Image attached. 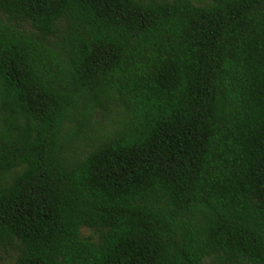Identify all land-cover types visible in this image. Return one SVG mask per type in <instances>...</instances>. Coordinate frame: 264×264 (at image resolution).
I'll return each instance as SVG.
<instances>
[{
    "label": "trees",
    "instance_id": "obj_1",
    "mask_svg": "<svg viewBox=\"0 0 264 264\" xmlns=\"http://www.w3.org/2000/svg\"><path fill=\"white\" fill-rule=\"evenodd\" d=\"M9 254L264 264V0H0Z\"/></svg>",
    "mask_w": 264,
    "mask_h": 264
},
{
    "label": "rangeland",
    "instance_id": "obj_2",
    "mask_svg": "<svg viewBox=\"0 0 264 264\" xmlns=\"http://www.w3.org/2000/svg\"><path fill=\"white\" fill-rule=\"evenodd\" d=\"M85 234V232H84ZM14 261V256L9 254V255H3V259L0 264H13Z\"/></svg>",
    "mask_w": 264,
    "mask_h": 264
}]
</instances>
